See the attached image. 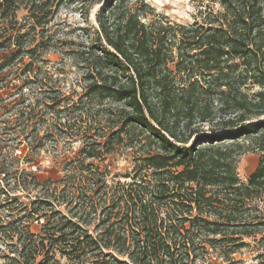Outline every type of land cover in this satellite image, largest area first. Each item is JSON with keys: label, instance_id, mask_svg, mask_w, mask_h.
I'll return each mask as SVG.
<instances>
[{"label": "trees", "instance_id": "1", "mask_svg": "<svg viewBox=\"0 0 264 264\" xmlns=\"http://www.w3.org/2000/svg\"><path fill=\"white\" fill-rule=\"evenodd\" d=\"M189 3L180 24L147 0H0V72L24 76L0 99L6 264H244L246 249L264 264V0ZM65 4L84 21L98 7L94 25L67 37L52 23ZM51 52L83 73L80 92L46 77ZM47 140L81 150L40 182ZM117 148L131 168L110 182L108 166L86 160Z\"/></svg>", "mask_w": 264, "mask_h": 264}, {"label": "rangeland", "instance_id": "2", "mask_svg": "<svg viewBox=\"0 0 264 264\" xmlns=\"http://www.w3.org/2000/svg\"><path fill=\"white\" fill-rule=\"evenodd\" d=\"M147 2L153 6L158 13L166 15L171 21L178 22L180 24L191 22L193 8L191 7L189 0H147ZM97 10L98 7L91 9L87 21H84L77 6L65 4L58 10L52 23L54 25L59 24V26L61 25V29L68 30L69 35L67 37L70 35L74 37L78 31L77 28L85 27L87 25H94V14ZM84 12L85 9L83 10V13ZM24 15V12H20L19 18H22ZM61 29L59 28V30ZM45 59L50 61V64L43 67L42 71H47L46 77L51 78L54 81L59 80L60 83H56V86L61 88V93H64L66 96L72 95L69 90H73L74 88L75 91L80 92L81 87L84 86V83H78V81L83 76V73H81L77 68L72 67L71 64L64 59L63 60L67 63V65H58L59 61L62 59L58 53L51 52L45 57ZM23 77L24 76L20 73V71L13 72L12 70L8 69L0 72V80H5V82H1L0 99L6 98V95L9 94L12 95L15 90H13L10 85H14L16 83V85L20 86L21 83L19 81H24ZM29 77L34 79L37 78L33 74H30ZM39 77L40 76H38V78ZM42 85L46 86V83ZM30 86L36 87L37 83L24 86L22 93H28V88ZM67 92H69V94H67ZM18 96L8 98L6 99V102L9 103L10 101L17 99ZM31 102L33 101L31 100ZM10 108L11 105L9 106V109ZM3 113L5 112H1L0 116ZM11 114L13 113L11 112ZM11 114L7 113L6 117L3 118L9 119ZM18 132L21 133V131ZM34 133H36L39 137H42L45 134V130H43V128H37ZM49 143L50 142L47 140V149L40 150L41 154L37 165L39 170L36 172V177L40 182L47 179L58 180L61 177L64 168L69 166V161L81 150L79 142H73L72 144L70 143V145H66L70 147H66L65 149H52L50 148L51 146H49ZM242 144L244 146L248 145L249 140H242ZM124 149L129 148L115 149V153L107 155L105 161L87 159L86 163H93L95 166H100L101 168L108 166L111 173L108 177V181H116L120 174L123 176V174L127 173V171H129L131 168V157L127 155ZM27 151L28 149H26V147L21 146L17 149V154H19L21 157H24ZM258 159L259 152L248 153L241 158L238 164L237 172L242 182H245L246 179L254 172L258 164ZM35 167L36 166H33L31 171H34ZM120 179L124 181L123 178ZM207 247L210 246L207 245ZM243 251H245V253L239 252V254L235 255L236 259L244 261V264H256L255 260H252V252L248 253V249ZM6 252L7 249L4 248L2 244H0V264H6V262L1 258V254ZM207 252L210 254V256L206 255V259H210L214 256L211 255L210 248L207 249ZM62 262V264H68L64 263V261ZM198 263L201 262L199 261Z\"/></svg>", "mask_w": 264, "mask_h": 264}]
</instances>
